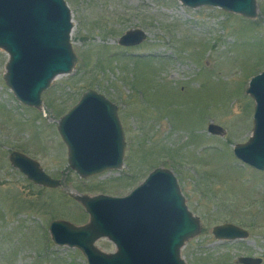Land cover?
<instances>
[{
    "label": "rangeland",
    "instance_id": "1",
    "mask_svg": "<svg viewBox=\"0 0 264 264\" xmlns=\"http://www.w3.org/2000/svg\"><path fill=\"white\" fill-rule=\"evenodd\" d=\"M65 2L78 60L42 94L40 109L23 105L7 86L10 57L0 49V264H88L79 249L54 244L50 224H88L74 196L125 197L157 168L175 175L201 222V233L181 249L186 264H239L240 257L264 264V172L234 155L253 134L255 102L247 91L264 71V0L255 19L179 0ZM137 29L145 41L119 44ZM88 90L118 107L127 145L121 170L83 179L69 166L58 126ZM210 124L224 133H209ZM15 151L61 185L29 181L11 164ZM224 224L249 238L216 240L213 229ZM95 245L116 252L106 238Z\"/></svg>",
    "mask_w": 264,
    "mask_h": 264
},
{
    "label": "water",
    "instance_id": "2",
    "mask_svg": "<svg viewBox=\"0 0 264 264\" xmlns=\"http://www.w3.org/2000/svg\"><path fill=\"white\" fill-rule=\"evenodd\" d=\"M193 9L210 6L227 13L255 19L257 0H179ZM73 23L65 0H0V49L9 54L4 76L16 98L40 109L42 94L60 75L70 74L77 63L71 43ZM146 34L137 29L119 40L125 47L140 45ZM247 93L255 102L253 134L234 147L235 157L264 172V71L254 77ZM59 134L68 148V163L81 178L88 179L121 170L126 152L125 132L118 107L105 96L88 90L62 119ZM209 133L223 129L210 124ZM13 167L38 186L56 189L53 179L30 157L13 152ZM89 214V222L75 226L56 220L49 226L52 241L60 247L79 249L88 264H186L181 249L202 231L201 222L189 211L175 175L157 168L125 197L76 195ZM219 241L249 238V232L234 224L214 227ZM111 241L116 252L105 253L95 244ZM239 264H262L261 258L240 257Z\"/></svg>",
    "mask_w": 264,
    "mask_h": 264
}]
</instances>
